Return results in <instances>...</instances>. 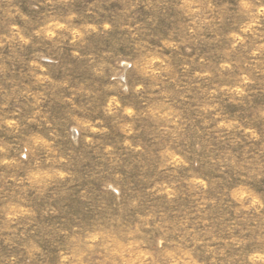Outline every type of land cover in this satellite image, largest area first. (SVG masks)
<instances>
[{
  "label": "rangeland",
  "instance_id": "rangeland-1",
  "mask_svg": "<svg viewBox=\"0 0 264 264\" xmlns=\"http://www.w3.org/2000/svg\"><path fill=\"white\" fill-rule=\"evenodd\" d=\"M0 264H264V0H0Z\"/></svg>",
  "mask_w": 264,
  "mask_h": 264
}]
</instances>
